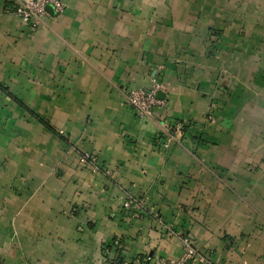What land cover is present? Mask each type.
Segmentation results:
<instances>
[{
    "label": "crops",
    "instance_id": "1",
    "mask_svg": "<svg viewBox=\"0 0 264 264\" xmlns=\"http://www.w3.org/2000/svg\"><path fill=\"white\" fill-rule=\"evenodd\" d=\"M62 1L0 0V264H264V0Z\"/></svg>",
    "mask_w": 264,
    "mask_h": 264
},
{
    "label": "built area",
    "instance_id": "2",
    "mask_svg": "<svg viewBox=\"0 0 264 264\" xmlns=\"http://www.w3.org/2000/svg\"><path fill=\"white\" fill-rule=\"evenodd\" d=\"M13 8L32 30L37 29L43 17L48 13L47 6L53 4L57 13H62L65 9V4L62 0H13ZM161 89V83L156 81L152 86H136L127 92V102L135 113L140 117H151L154 115L157 106L164 103V100L158 97V92ZM165 136L162 138L161 144L168 147L170 142L177 138L178 134L183 131L184 124L181 122H172L165 120L163 122ZM85 157V156H84ZM89 158V159H88ZM86 158L95 168H100L97 157ZM95 158L97 161H93ZM124 207L130 210H140L144 206L143 200L127 196L123 202ZM180 236L184 253L176 261L170 264H191L193 259H198L200 262L210 263V259L197 248L195 240L189 234L180 232Z\"/></svg>",
    "mask_w": 264,
    "mask_h": 264
},
{
    "label": "rangeland",
    "instance_id": "3",
    "mask_svg": "<svg viewBox=\"0 0 264 264\" xmlns=\"http://www.w3.org/2000/svg\"><path fill=\"white\" fill-rule=\"evenodd\" d=\"M14 4H13V2H12V4H11V7L13 6ZM51 5H48L47 6V8H46V10L47 11H49V7H50ZM11 10L12 11H14V8L12 9L11 8ZM15 12V11H14ZM34 110V109H33ZM28 117L29 118H31L29 115H28ZM44 119H45V117H44ZM47 119V118H46ZM32 121L34 122V120L31 118V120H29V123L31 124L32 123ZM75 146H71V150H73V151H77L75 148H74ZM70 152V148L68 147L67 149H65V152ZM93 155L92 154H88V153H86V155H85V159L86 158H88V157H92ZM94 157H97L96 155L94 156ZM89 159V158H88ZM93 159V161H97V160H95V158H92ZM87 160V159H86ZM98 163H99V161H98ZM91 165V164H90ZM91 167L93 168V169H97V170H100V169H102V166H100V168L98 169V168H95L93 165H91Z\"/></svg>",
    "mask_w": 264,
    "mask_h": 264
},
{
    "label": "trees",
    "instance_id": "4",
    "mask_svg": "<svg viewBox=\"0 0 264 264\" xmlns=\"http://www.w3.org/2000/svg\"><path fill=\"white\" fill-rule=\"evenodd\" d=\"M0 87L4 90V91H6V92H8L9 94H10V96L13 98V99H15L21 106H23V107H25L26 109H28L29 110V108L26 106V105H24V103L23 102H21V101H19L18 99H17V97L16 96H14L12 93H10L9 92V89L7 88V87H5V86H3L2 84H0ZM31 113H32V111H30ZM43 122H45L43 119H41ZM46 123V125L47 126H49V128H51L52 130H54L55 131V129L53 128V127H51L47 122H45ZM186 128V126H184L183 127V129H185ZM110 264H119V262H117L116 263V261L114 262H111ZM144 264V263H143Z\"/></svg>",
    "mask_w": 264,
    "mask_h": 264
}]
</instances>
